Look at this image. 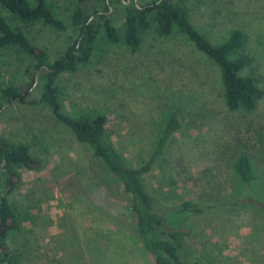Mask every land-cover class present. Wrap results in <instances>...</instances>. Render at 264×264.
<instances>
[{
	"label": "rangeland",
	"instance_id": "374dc122",
	"mask_svg": "<svg viewBox=\"0 0 264 264\" xmlns=\"http://www.w3.org/2000/svg\"><path fill=\"white\" fill-rule=\"evenodd\" d=\"M78 1L51 0L68 25ZM148 1L88 0L82 5L89 21L100 22L97 12L103 13L122 35L124 5ZM178 1L213 43L233 29L244 32L249 64L242 74L252 75L262 90L253 111L226 107L218 66L179 34L145 35L136 50L122 40H99L87 64L60 77L65 110L103 113L118 151L139 166L154 146L164 115L175 109L181 128L145 176L155 197L167 204L169 217L189 229L190 248L205 261L264 264V208L239 200L264 198V0ZM26 31L53 57L69 44L66 33L41 23ZM26 65L17 49L0 51V89L20 85L39 97L44 72ZM2 105L0 137L28 144L39 162L33 169H19L10 196L27 213L21 232L8 238L22 264H155L133 230L129 196L102 162L92 159L89 146L48 107L5 100ZM241 154L249 156L256 172V180L244 189L233 172ZM186 199L197 201L204 212L181 213L176 207Z\"/></svg>",
	"mask_w": 264,
	"mask_h": 264
},
{
	"label": "trees",
	"instance_id": "16d2710c",
	"mask_svg": "<svg viewBox=\"0 0 264 264\" xmlns=\"http://www.w3.org/2000/svg\"><path fill=\"white\" fill-rule=\"evenodd\" d=\"M85 1L88 0L78 1L68 25L54 11L51 0H0V51L17 49L27 61V70L34 67L44 72L37 98L20 85L1 88L0 112L3 100L23 106L48 107L54 118L69 128L79 142L87 144L92 159H99L129 196L127 208L135 217L133 230L143 247L153 256L155 264H215L192 251L189 229L178 224L175 221L177 219L169 217L167 204L155 197L145 179L165 154L171 137L181 128L178 112L170 109L164 115L148 158L141 165L132 166L108 136L107 118L103 113H69L65 110L60 77L87 64L101 39L112 43L122 40L136 50L145 35L167 37L179 34L218 66L226 107L231 111L251 112L262 90L252 75L242 74L249 64L245 53L246 36L240 29H233L225 40L213 43L191 22L187 9L178 0H151L139 5H124L121 35L118 27L110 18H104L103 13L97 12L100 22L89 21L82 5ZM105 10H109V6ZM38 23L66 33L69 44L62 54L53 57L48 49L37 46L29 38L26 28ZM38 163L28 144L0 137V264H22L19 249L13 248L8 238L12 237L13 240L21 232L22 220L27 219V213L21 212L10 196L20 178L19 169H33ZM233 172L243 189L256 180L253 163L245 154L236 158ZM239 200L242 204L264 208V198L243 196ZM239 200L234 199L232 202L236 204ZM176 209L181 213L183 210L197 213L205 210L192 199L181 201Z\"/></svg>",
	"mask_w": 264,
	"mask_h": 264
}]
</instances>
